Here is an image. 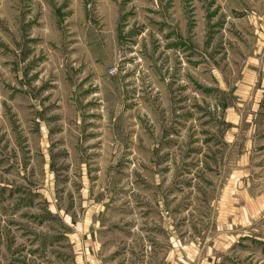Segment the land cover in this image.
I'll return each mask as SVG.
<instances>
[{
	"label": "rangeland",
	"instance_id": "1",
	"mask_svg": "<svg viewBox=\"0 0 264 264\" xmlns=\"http://www.w3.org/2000/svg\"><path fill=\"white\" fill-rule=\"evenodd\" d=\"M261 60L264 0H0V264H264Z\"/></svg>",
	"mask_w": 264,
	"mask_h": 264
},
{
	"label": "crops",
	"instance_id": "2",
	"mask_svg": "<svg viewBox=\"0 0 264 264\" xmlns=\"http://www.w3.org/2000/svg\"><path fill=\"white\" fill-rule=\"evenodd\" d=\"M259 66L255 67V68H258V71H262L264 72V65L262 63V60L261 62L258 64ZM257 70V69H255ZM264 74V73H263ZM264 80V79H263ZM237 96H238V101H245L249 95L251 94L250 91H252V94L253 95L251 98H252V102L255 103V107L257 108V102L259 103L261 101V99L264 98V81L259 83L258 85H255L254 83L252 82H241L237 85ZM253 91H255V93H253ZM225 113H234L235 114V119L234 117H231L230 119H226L225 122H227V124L229 126L231 125H237L238 123V120H239V115L236 111H238V109H236L234 106H231V107H225ZM255 112V111H254ZM255 117V115H254ZM247 137H248V140H247V146L245 149L242 150V156H241V159L239 160V162H237V166H236V171L231 174V181H229V184L226 185L227 187V190L225 189V194L223 193V197H222V202L223 201H227L229 200L227 194L230 193V186L232 187H236V188H241L243 187L245 184L247 186V181H248V174H249V171H250V159H251V154H252V148L254 147L253 146V139L255 137H258V134H257V129H256V125L253 124L249 127V130H248V134H247ZM227 192V194H226ZM227 195V196H226ZM227 199V200H226ZM87 241L85 244L82 245V243H80L79 245V248H80V257H79V260L78 262L75 261L76 264H103L101 262L100 259H93L92 256L90 255V246L87 245ZM84 245H86L84 247ZM177 264V263H175Z\"/></svg>",
	"mask_w": 264,
	"mask_h": 264
},
{
	"label": "built area",
	"instance_id": "3",
	"mask_svg": "<svg viewBox=\"0 0 264 264\" xmlns=\"http://www.w3.org/2000/svg\"><path fill=\"white\" fill-rule=\"evenodd\" d=\"M114 71H115V69H113V68H112V69H110V72H111V73H113Z\"/></svg>",
	"mask_w": 264,
	"mask_h": 264
}]
</instances>
